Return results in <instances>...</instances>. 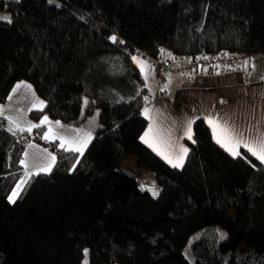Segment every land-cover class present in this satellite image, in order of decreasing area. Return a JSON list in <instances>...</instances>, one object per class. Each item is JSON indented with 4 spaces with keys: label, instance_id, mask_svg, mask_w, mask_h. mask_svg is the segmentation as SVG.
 <instances>
[{
    "label": "trees",
    "instance_id": "obj_1",
    "mask_svg": "<svg viewBox=\"0 0 264 264\" xmlns=\"http://www.w3.org/2000/svg\"><path fill=\"white\" fill-rule=\"evenodd\" d=\"M0 11L12 21L0 20V104L25 81L44 102L28 112L35 122L98 111L82 156L43 139L45 125L13 134L0 115V264H83V247L59 232L86 242L87 264H264V164L244 148L230 155L203 117L182 167L168 164L141 141L152 90L132 59L159 46L174 66L264 53V0H0ZM31 142L56 161L11 203ZM131 156L156 196L121 168Z\"/></svg>",
    "mask_w": 264,
    "mask_h": 264
},
{
    "label": "crops",
    "instance_id": "obj_2",
    "mask_svg": "<svg viewBox=\"0 0 264 264\" xmlns=\"http://www.w3.org/2000/svg\"><path fill=\"white\" fill-rule=\"evenodd\" d=\"M245 60L250 61L247 67L243 64ZM147 62L152 66L149 61ZM179 64H186V61ZM253 64L255 70L252 68ZM183 74L167 73L154 66L148 70L145 65L144 76L148 85L150 88L151 85L157 87L159 94H155L157 103L149 102L144 107V109H149L148 123L140 138L151 126V131L146 137L148 143L145 144L148 147L151 144L150 148L168 164L172 165L168 161L172 160L174 163L176 157L181 154V149L186 148L184 139L188 137L185 134L187 122L193 121L196 117H203L206 120V117L211 116L218 121H227L228 125L237 131L245 132L246 136L264 133V79H262L264 77V53L246 55L242 61L231 67L198 68L194 73L186 71ZM21 82L23 81L17 82L14 87ZM30 92V88L21 87L16 93H12L11 90L9 95L13 97L16 94L18 101H24L26 95H31ZM8 100L7 98L3 104ZM40 101L43 100L40 98ZM36 105L34 109L42 108L44 104L40 105L37 101ZM210 129L213 136V130L211 127ZM55 140L58 141V139ZM29 145L33 147L30 148ZM27 148H30L36 157L41 158L39 162L46 163L42 157L47 153L54 155L34 142L27 145L25 152ZM44 149L47 153L42 151ZM133 160L135 161L134 158ZM121 168L124 170L123 163ZM131 175L137 178L140 184L138 176ZM143 187L152 195L158 190L156 189L158 185H152L151 189Z\"/></svg>",
    "mask_w": 264,
    "mask_h": 264
},
{
    "label": "snow or ice",
    "instance_id": "obj_3",
    "mask_svg": "<svg viewBox=\"0 0 264 264\" xmlns=\"http://www.w3.org/2000/svg\"><path fill=\"white\" fill-rule=\"evenodd\" d=\"M49 2H53V0H49ZM0 20L3 21H7L8 23H11V17L8 16H2L0 17ZM110 40H112L113 42H116L117 37L116 36H111L109 37ZM120 43H123V41H120ZM163 51V50H162ZM133 61L135 63L138 64V66L140 67V71L142 73V75L145 72V65L147 66L148 70H151V65L148 64L147 61H143L140 60L137 56H133L132 57ZM203 59H207V57H203ZM250 61L245 60L243 62L244 66L247 67L249 65ZM253 70H255V65H252ZM182 75H184L182 73ZM262 79H264V77H262ZM21 87H25V88H30V85H24L23 82L17 84L13 89H12V93H16ZM9 100L12 99V95L10 94L8 97ZM147 99V97L145 98ZM85 104L88 103L87 100L84 101ZM223 103V101H222ZM40 105H43L44 102L43 101H39ZM35 107V105H33ZM42 110V109H39ZM4 110L2 108H0V115H3ZM149 112V109L145 108L144 109V115L147 118V114ZM8 119L12 122V124L15 125V128H9L7 129L9 132L15 134L16 130H19L21 132L23 131H28L31 132V130L33 128H38L41 125L48 123V117L44 116L39 124H31L28 123L27 128H23L20 127V124L18 122V120L13 119L12 117H8ZM194 121L189 120L187 122V129L185 134L188 136L189 139L192 138V128L191 125ZM206 122L209 124V126L212 128L213 130V139L220 144L222 147L225 148L226 151H228L230 153V155H232L234 158L239 157L241 155L240 153V149L244 148L248 153H250L252 156L256 157V159H258L262 164H264V133H260L259 135H245V132L242 131H237L235 128H233L232 126L228 125L227 121H218L216 118L214 117H206ZM56 126L57 127H62L60 125L59 121H56ZM75 131H79V130H75ZM151 131V126L149 128L148 131L145 132V134L141 137V141L144 143H148V140H146V137H148L149 132ZM87 138L86 139H82L80 136H76L73 137L72 139H67L65 136L60 135L59 133H53L52 128L50 127L49 130L47 132L44 133L43 135V139L45 140H55V139H59L60 145L59 147L64 149L65 151H69V152H76L79 153L80 156L83 155V150L88 146V143L91 140V136L90 134H86ZM155 138V137H154ZM66 145H70L69 147H65ZM150 147L152 146L151 144L149 145ZM29 147H33V145H29ZM155 150V149H154ZM44 153H47V150L44 149L42 150ZM188 149L186 148H182L181 149V154L178 155L176 157L175 162L173 163L172 160H169L168 162L172 164L173 167H182L183 165V159L184 156L187 155ZM29 154L26 151L24 153V156L27 157ZM40 157H34V160H36L35 163H33V167L35 169H37L36 172H30V171H26L25 175L28 177H31L32 175H36L39 173H50L52 170L53 165L55 164L56 161V157L54 155H52L51 153H47L46 156L42 157V159L44 161H46V163L44 162H39L40 161ZM77 163H79V160L77 159ZM20 164L22 166H24L26 169L28 168V164L26 163V161L24 159L20 160ZM73 169L76 167V165L74 164ZM27 183V181H25L24 179H21L20 181H18L15 185V187L13 188L11 194L8 196V200L11 203L15 202V199L20 195V192L23 188V185ZM142 190H143V186ZM158 193L153 192V196H156ZM225 235L223 233H221V239H224ZM85 255H87V249H85ZM85 264H87V262L85 261Z\"/></svg>",
    "mask_w": 264,
    "mask_h": 264
},
{
    "label": "rangeland",
    "instance_id": "obj_4",
    "mask_svg": "<svg viewBox=\"0 0 264 264\" xmlns=\"http://www.w3.org/2000/svg\"><path fill=\"white\" fill-rule=\"evenodd\" d=\"M2 16H8L9 17V14L5 11H0V17H2ZM146 61L150 62V60H146ZM183 65H185V64H183ZM152 66H153V64H152ZM164 72L171 73V74H182V73H178V72H169V71H164ZM23 84L30 85L28 82H24V81H23ZM156 89H157V87H155L154 85H151L152 98H151L150 103H153V102L157 103L156 102L157 99H155L156 98L155 94H159V92H157ZM30 91H31L30 92L31 95H26V99L24 101H18V98L16 97V94H15L11 100H8V102H6L5 104H0V108H2L4 110L3 114H5L7 117H12L13 119L18 120L20 127H24V128H27L28 123L39 124L41 119L43 118L42 117L38 122H35L31 118H29V116H28V112L31 109L36 108V106H37L36 102L40 101V98L38 97V95L36 94V92L32 86L30 87ZM33 105H35V107ZM97 118H98V111H94L92 114L88 115L83 120H75L69 124L59 121L60 125L62 127L56 126L55 122L58 120H52V119L48 118L49 122L45 123V126L47 128L46 132L51 127L53 130V133H59L60 135L65 136L67 139H72L73 137H76V136H80L82 139H86L87 138L86 134H90L91 137L93 136V132L98 126ZM75 130H79V131L77 132ZM58 142L60 144L61 141L58 139ZM69 146L70 145H66L65 147H69ZM27 152L29 155L27 157L24 156V160L28 164V168L27 169L25 167L23 168L24 172L18 181H20L21 179H24L25 181H27V179L29 177L25 175L26 171L34 172V170H37L32 166L33 163H35V161H36V160H34V157H36V156L34 155L33 151L30 150V148H27ZM28 159H29V161H28ZM123 168L125 171L130 172V174H135L138 176V178L140 180V184H139L140 187L145 186L146 188L148 187L151 189L152 185L157 186V184L154 181L153 176L151 175V173L148 170L138 169L136 167L135 161L133 160L132 156H131V158H128L127 160H125V162L123 163ZM142 173H143V175H142ZM143 189H144V187H143ZM156 189H158V190H156L155 192L158 193L160 187L158 186V188H156ZM234 214H235V212L233 210H230V215L233 216ZM218 228H219L220 234L221 233L225 234V231L222 227L218 226ZM199 234H200L199 231L194 233L190 237V241L195 239ZM71 237H76V236H71ZM68 240H73L74 242L79 243L83 247V249H84L83 264H85V261L87 262V255H85V249H87L86 242L79 241L76 238H69V237L65 236L62 232L58 233V243L59 244H62Z\"/></svg>",
    "mask_w": 264,
    "mask_h": 264
},
{
    "label": "built area",
    "instance_id": "obj_5",
    "mask_svg": "<svg viewBox=\"0 0 264 264\" xmlns=\"http://www.w3.org/2000/svg\"><path fill=\"white\" fill-rule=\"evenodd\" d=\"M134 54L141 59L150 60L153 66L158 67L162 71L178 73H185L186 71L194 73L198 68L206 69L212 66L228 67L244 58L243 55L236 52H221L215 56L200 53L185 65L174 66L168 61V52L163 46L157 48L156 56H150L143 49H136ZM203 57H207V59H203Z\"/></svg>",
    "mask_w": 264,
    "mask_h": 264
}]
</instances>
